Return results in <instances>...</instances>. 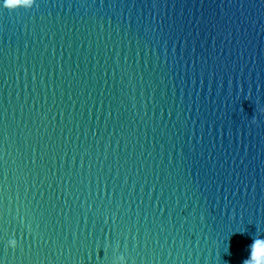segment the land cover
Returning a JSON list of instances; mask_svg holds the SVG:
<instances>
[{"label":"water","instance_id":"1","mask_svg":"<svg viewBox=\"0 0 264 264\" xmlns=\"http://www.w3.org/2000/svg\"><path fill=\"white\" fill-rule=\"evenodd\" d=\"M261 237L264 0L0 7L4 264H243Z\"/></svg>","mask_w":264,"mask_h":264},{"label":"clouds","instance_id":"2","mask_svg":"<svg viewBox=\"0 0 264 264\" xmlns=\"http://www.w3.org/2000/svg\"><path fill=\"white\" fill-rule=\"evenodd\" d=\"M23 3L25 6H31L35 0H0V7L7 9H14L18 4ZM10 248L17 246L16 239H9L7 242ZM249 255L243 261V264H260L261 260L264 259V237L252 238V243L248 245ZM114 264H125V258L120 255Z\"/></svg>","mask_w":264,"mask_h":264},{"label":"snow or ice","instance_id":"3","mask_svg":"<svg viewBox=\"0 0 264 264\" xmlns=\"http://www.w3.org/2000/svg\"><path fill=\"white\" fill-rule=\"evenodd\" d=\"M0 264H4V261L3 260H0Z\"/></svg>","mask_w":264,"mask_h":264}]
</instances>
